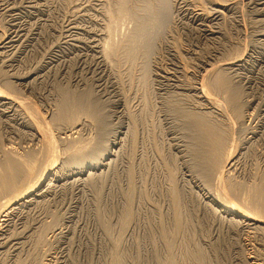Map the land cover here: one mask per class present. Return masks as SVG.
I'll use <instances>...</instances> for the list:
<instances>
[{
  "label": "rangeland",
  "instance_id": "374dc122",
  "mask_svg": "<svg viewBox=\"0 0 264 264\" xmlns=\"http://www.w3.org/2000/svg\"><path fill=\"white\" fill-rule=\"evenodd\" d=\"M227 1L128 0L141 15L142 7L152 2L162 19L159 31L152 28L156 35L151 32V45H140L134 63H115L105 60L101 46L109 38L105 8L117 0H0V88L5 90L8 80L19 87L8 92L36 100L37 106L33 104L42 117L37 116V122L40 118L42 128H49L43 131L57 137L53 161L42 160L45 164L36 167L45 171L55 162V175L0 221V264H264L263 215L257 222L238 224L220 206L225 201L252 208L244 203L242 192L264 175V0ZM118 20L122 23L114 37L124 41L137 23ZM214 69L233 81L231 93H240V112L245 113L241 125L235 120L232 127L238 118L232 117L222 93L213 94ZM203 94L222 98L225 107L208 104ZM73 95L91 96L86 104L92 99L88 105L93 114L89 118L79 113V126L69 114L61 117L58 108ZM175 106H181L180 112ZM194 111L211 113L208 117L215 119L225 112L228 117L216 120L230 125L229 137L239 135V142L229 138L230 148H235L233 161L223 164L224 178L215 176L221 181L207 180L199 169L198 146H192L191 129L186 128V112ZM25 118L19 106L0 104V160L12 151L22 158L38 153L39 159L48 148L49 132L43 135L41 127L35 130ZM81 136L87 144L97 138L94 151L89 149L94 153L89 154L90 145L86 148ZM234 143H239L238 149ZM112 144V153L91 166L92 157L99 159ZM75 151L84 152L87 160ZM40 171L27 175L25 182L24 175L12 194L37 184L44 174ZM226 174L230 180H225ZM238 182L245 187L241 193L234 191L239 196L230 194L234 185L242 186Z\"/></svg>",
  "mask_w": 264,
  "mask_h": 264
},
{
  "label": "bare ground",
  "instance_id": "6f19581e",
  "mask_svg": "<svg viewBox=\"0 0 264 264\" xmlns=\"http://www.w3.org/2000/svg\"><path fill=\"white\" fill-rule=\"evenodd\" d=\"M27 1V0H26ZM227 1V0H226ZM22 2H24V1H22ZM131 2V1H130ZM130 2H128V0H117V2L114 4V6L113 5H111V7L110 8H105L106 10L108 9V11H105V12H107L108 13V18H110L109 20H108V26H107V24L105 25V27H107V30L106 31H108V34H109V38H108V40L105 38V39H103V40H105L104 41V43L102 44L103 46H101V47H103V48H101L102 50V52H103V57L104 58H106L105 60H108L107 62H109L110 60L112 61V62H115V63H118V62H120V61H122V60H128V61H130L131 63L133 62L134 63V60H135V58L136 57H138L139 56V54H138V56H136L137 55V53H139V49H140V45L142 46V43H145L146 44V47H148V43L150 44L151 43V41H150V39H151V37H153V35L151 36L150 34H151V32L155 29V27L156 26H158V24H160L161 23V21H160V23H159V20L158 19H162V17H157L156 16V13H154L155 12V10L156 9H154L153 7V4L151 5V3L150 4H148V3H146L143 7H142V10H144L145 11V14L147 13H149L148 15V19H147V17L145 16V14H143V15H141L140 13H139V11L138 10H140V9H138V8H136L135 7V10H134V8L132 9V5L130 4V6H129V3ZM167 2V1H166ZM165 2V3H166ZM224 2V1H223ZM228 2V1H227ZM19 3V2H18ZM17 3V4H18ZM218 3V2H217ZM15 5H16V3H15ZM140 5V4H139ZM142 5V4H141ZM169 5V4H168ZM235 5V4H234ZM14 6V5H13ZM113 6V7H112ZM153 6V7H152ZM158 6V5H157ZM253 6V5H252ZM16 7V6H15ZM27 7V6H26ZM38 7V6H37ZM141 7V6H140ZM156 7V6H155ZM159 7V6H158ZM158 7H156L157 9H158ZM222 7V6H221ZM236 7V6H235ZM5 8H7V7H5ZM136 9H138V10H136ZM141 10V11H142ZM159 10H161L160 8L158 9V11ZM163 10V9H162ZM161 10V11H162ZM221 10V9H220ZM140 11V12H141ZM157 11V12H158ZM171 11V10H170ZM229 11V10H228ZM177 12V11H176ZM33 13V12H32ZM141 13H143V12H141ZM198 13V12H197ZM200 13V12H199ZM203 13V12H202ZM226 13V12H225ZM162 13H160L158 16H160ZM201 14V13H200ZM217 14V13H216ZM165 15V14H164ZM2 16V15H1ZM163 16V15H162ZM21 17V16H20ZM118 19H122V20H129V19H131V20H133L134 19V21H135V23H137V28L135 27V31H132L131 32V35H128V38H125V40L123 41L122 39L120 40L119 39V37H118V39L119 40H117V38H115L116 37V34H117V32H116V30L118 31V29L117 28H120V25H119V23H122L121 22V20H118ZM174 20V19H173ZM110 21V22H109ZM196 21V20H195ZM27 23V22H26ZM216 24V23H215ZM19 26V25H18ZM71 27V26H70ZM154 27V29L152 30V28ZM103 28V27H102ZM157 28V27H156ZM219 28V27H218ZM8 29V28H7ZM7 31V30H6ZM154 31H159L158 30V28L156 29V30H154ZM115 32H116V34H115ZM119 32V31H118ZM164 32V31H163ZM27 33V32H26ZM130 33V32H129ZM154 35H156V33H154V32H152ZM158 34H159V32H157ZM207 33V32H206ZM29 34V33H28ZM72 34V33H71ZM68 35V34H67ZM127 35V34H126ZM216 35V34H215ZM6 36V35H5ZM5 36H3V37H5ZM107 36V35H106ZM115 36V37H114ZM119 36H120V34H119ZM17 37V36H16ZM123 37V36H122ZM8 38V37H7ZM11 38V36H9V39ZM154 38V37H153ZM2 39V38H1ZM29 39V38H28ZM16 40V39H15ZM3 41V40H2ZM10 41V40H9ZM99 41V40H98ZM150 41V42H149ZM1 42V41H0ZM6 42H7V39H6ZM5 42V43H6ZM8 43V42H7ZM1 44V43H0ZM3 44H4V42H3ZM6 45V44H5ZM151 45V44H150ZM0 46H2V45H0ZM34 46V45H33ZM3 47H4V45H3ZM2 47V48H3ZM31 47V46H30ZM99 47V46H98ZM144 47V46H143ZM145 47V48H146ZM150 47V46H149ZM27 49V48H26ZM146 49H148V48H146ZM150 50V49H149ZM31 51V50H30ZM96 51V50H95ZM141 51H144V50H141ZM140 51V52H141ZM144 52H146V51H144ZM30 53V52H29ZM16 55V54H15ZM144 55V54H143ZM239 55V54H238ZM101 56H102V54H101ZM141 57V56H140ZM238 57V56H237ZM103 58V59H104ZM142 58H144L143 56H142ZM234 58V57H233ZM231 60V59H230ZM110 61V62H111ZM136 61V60H135ZM235 61V60H234ZM233 62V61H232ZM214 64V63H213ZM212 64V65H213ZM217 64V63H216ZM219 64V63H218ZM221 64H222V62H221ZM38 65V64H37ZM16 66V65H15ZM203 66V65H202ZM218 67V66H217ZM223 67V66H222ZM215 68V67H214ZM220 68H221V65H220ZM10 69V68H9ZM22 69V68H21ZM33 69V68H32ZM105 69V68H104ZM103 69V70H104ZM207 69V68H206ZM217 69H219V67L217 68ZM28 70H29V68H28ZM211 70V72L213 71L212 69H210ZM214 70H216V69H214ZM221 70H222V68H221ZM224 70V69H223ZM145 71H147V70H145ZM17 72V71H16ZM215 72V71H214ZM224 74H225V72L224 71H222ZM222 72H220L219 71V73H218V71L216 70V75H214V76H212V77H214V79H212V80H210L211 81V87H213V91L214 90H217L218 92H220V93H222L223 94V98H224V101L228 104V106H227V108L229 107L230 109H231V111H233V112H231L230 113V109H229V112L227 111V109H226V112H227V114L229 115V116H231L232 115V117L234 118V115H235V117H237L238 119H239V121H237L238 119H232L233 120V122L236 120V122H237V124H240V122H243V116L245 115V113H244V111L243 112H240V110L242 111V109H244V108H241V106L243 105V104H241V102H243V101H241L240 99H241V96L239 97V92H238V94L237 93H234L233 94V92L231 93V91H233L234 90V85H233V83H232V85H233V87H232V85H231V83L229 82V81H231V80H227L226 79V77H228V76H226V74H225V76L224 75H222ZM13 73V72H12ZM148 73H149V71H148ZM147 73V74H148ZM30 74V73H29ZM206 74H208V73H206ZM209 74H211V73H209ZM214 74V73H213ZM2 75V74H1ZM209 76V75H208ZM208 76H207V78H208ZM3 77H4V75H3ZM148 77V76H147ZM206 77V76H205ZM210 77V76H209ZM225 77V78H224ZM211 78V77H210ZM34 79V78H33ZM228 79H230V77H228ZM1 80V79H0ZM41 80V79H40ZM176 80V79H175ZM18 81V80H17ZM145 81V80H144ZM206 81V80H205ZM205 81H202V82H205ZM208 81V80H207ZM7 82H8V80H7ZM6 82V84H7V86H8V88H7V86L6 85H4V86H6V89L4 90V89H2V88H0V104H2V105H4V104H10V106L12 105H14V106H19L21 109H23L24 110V112H25V114L28 116V118H25V120L26 119H28V123H29V125H30V127H32V128H34L35 130L36 129H41L42 128V126H43V124L45 123V122H41L40 123V118H42L41 116H40V113H39V115H38V107H36L37 105H36V103H35V101H29L28 99L29 98H27V99H25V98H19V96L18 95H16V94H14L13 95V93H15V91H11V90H14V87L15 86H17V85H14V84H12L11 82L10 83H7ZM200 82V81H199ZM231 82H233V81H231ZM145 84H146V82H144ZM207 83V82H206ZM208 83H210V82H208ZM18 84V83H17ZM204 84V83H203ZM200 85H201V82H200ZM205 87V86H207V85H202V87ZM24 87V86H23ZM17 88H19L18 86L15 88V89H17ZM201 88V87H200ZM232 88H233V90H232ZM9 89H11L10 90V92H8L9 91ZM208 89H209V85H208ZM236 89V88H235ZM202 90V89H201ZM203 90H206V89H203ZM212 90V89H211ZM18 91V90H17ZM20 91H21V89H20ZM209 91H210V89H209ZM212 91V92H213ZM238 91V89H236V92ZM11 92H13L12 94H11ZM203 93H204V91H202ZM206 92V91H205ZM212 92L210 93L211 95H212ZM215 92L216 91H214L213 92V94H215ZM208 94H209V92H207ZM19 94V93H18ZM73 93H71L70 95H72ZM221 94V95H222ZM28 95V94H27ZM85 96H86V94H84ZM84 95H82V97L79 95H73L75 98L74 99H72V97L70 98V97H67L65 100H63L62 102H61V104H60V107H58L59 109H60V116L61 117H63L62 115H64V114H69L70 115V121H73V119H75V121H74V123H77L80 119H81V115H78L79 113H82V112H84V113H87V114H89V115H86V116H91V114H93V110H92V107H89L91 104V102H92V99H91V102L89 103H85L86 102V100L88 101L89 99H90V97H87V98H85V97H83ZM89 95V94H88ZM91 95V94H90ZM148 95V94H147ZM203 95H205V94H203ZM18 96V97H17ZM190 96V95H189ZM202 96V95H201ZM206 96V95H205ZM210 95H207L206 96V98H205V100H208V104H210V105H213L214 103L215 104H220V100L222 99H220L219 101L217 100V97L214 99V98H212V96H210ZM215 96V95H214ZM213 96V97H214ZM35 97V96H34ZM146 97V96H145ZM221 97V96H220ZM219 97V98H220ZM82 98H85V99H83V100H81ZM199 98V97H198ZM85 100V101H84ZM151 100V99H150ZM85 103V104H83V102ZM90 101V100H89ZM146 101V100H145ZM218 101V102H217ZM246 101V100H245ZM33 102L35 103V105L33 104ZM94 102V101H93ZM147 102V101H146ZM145 102V104L147 105V103ZM201 102V101H200ZM223 102V100L221 101V103ZM204 103V102H203ZM88 104H90V105H88ZM207 104V105H208ZM223 105H219V107L220 106H224V102L222 103ZM250 104V103H249ZM85 105H87L88 107H85ZM92 105H94L95 106V104H92ZM203 105V104H202ZM245 105V104H244ZM97 106H98V104H97ZM178 107V106H177ZM202 107V106H201ZM205 107V106H204ZM215 107V106H214ZM225 107V106H224ZM244 107V106H243ZM181 108V106H179L178 108H176V106H175V111H178V112H180V109ZM6 109H8L7 107H6ZM93 109H96V108H93ZM212 110V109H211ZM211 110H210V112H211ZM224 111H225V108L223 109ZM223 110H222V108H221V111L223 112ZM6 111V110H5ZM22 111V110H21ZM98 111V110H97ZM246 111V110H245ZM19 112V111H18ZM42 112V111H41ZM44 112V111H43ZM53 113H54V111H52ZM99 112V111H98ZM98 112H97V116L99 115L98 114ZM103 112H105V111H103ZM219 112V111H218ZM222 112L219 114L220 116H222V117H226L227 115H225L224 113L222 114ZM57 113H58V111H57ZM100 113V115H101V117H102V114H101V112H99ZM201 113V112H200ZM199 112L197 113V112H186V117H187V126H186V128H187V130H189V129H191V131L189 130V132H191V134L189 133L188 134V136L189 135H191V138H192V142H193V144L194 145H192V146H194V147H196V145L198 146L197 148H196V150H197V152H196V154H195V152L193 151V153L196 155L195 156V158L196 159H198L199 160V162H198V164H199V169H200V171L202 172V174L204 173L205 175H203V176H208V177H214V179H217L216 177L218 176L219 178H221L220 176H222L223 178H224V176L222 175V173L224 172V168L225 167H223V164L225 163V164H228V165H230V164H232V161H233V157L231 156V155H233L232 154V147L230 148V146L231 145H233V143H231V141H230V139H232V137L234 136H230L229 137V133H231V132H229V130H231V129H228L227 127L229 126L230 127V125H227V127L224 125V124H226V122H224V124H222L223 122H221V120H220V122L219 121H217L216 119H219V118H222V117H220V116H218L219 118H214V117H208V115L209 114H211V113H207L208 115H204V113L205 112H202L203 114H200ZM212 113H213V111H212ZM231 115H230V114ZM242 113H244V115L242 114ZM52 114V113H51ZM59 115V113L57 114V116ZM83 115V114H82ZM95 115V114H94ZM93 115V116H94ZM99 115V116H100ZM39 117L40 116V118L38 119V121L39 122H37V120H36V117ZM54 116H56V115H54ZM80 116V119H78V118H76V117H79ZM210 116V115H209ZM211 116H213L212 114H211ZM10 117V116H9ZM37 117V118H38ZM59 117V116H58ZM101 117H99V118H101ZM107 117V116H106ZM112 117V116H111ZM228 117V116H227ZM243 117V118H242ZM44 118V117H43ZM56 118V117H55ZM90 118V117H89ZM98 118V117H97ZM96 118V116H95V119H97ZM97 119V120H100V119ZM214 118V119H213ZM230 118V117H229ZM242 118V119H241ZM72 119V120H71ZM77 119V120H76ZM91 119H93V120H95L94 119V117H91ZM228 119V118H227ZM240 119L242 120V121H240ZM42 120V119H41ZM44 120H45V118H44ZM51 120V119H50ZM96 120V121H97ZM101 120H102V118H101ZM106 120V119H105ZM225 119H223L222 121H224ZM230 120V119H229ZM77 121V122H76ZM103 121V120H102ZM108 121V120H107ZM26 122V121H25ZM80 122V121H79ZM227 122L229 123V121L227 120ZM239 122V123H238ZM249 122V121H248ZM36 123H38V124H36ZM40 123V124H39ZM102 123V122H101ZM107 123V122H106ZM230 123H232V121L230 122ZM244 123H245V121H244ZM259 123V122H258ZM42 124V125H41ZM79 123H77V126H79L78 125ZM103 124H104V122H103ZM185 124V125H186ZM235 124V122L232 124V127H233V125ZM242 124V123H241ZM240 124V125H241ZM246 124V123H245ZM37 125H39V126H37ZM98 125V124H97ZM106 125H108V124H106ZM27 126V125H26ZM46 126V128L45 129H41L42 131L43 130H49V128L47 127V125H45ZM72 126V125H71ZM93 126V125H92ZM101 126V125H100ZM237 127L239 126V125H236ZM236 126H234V127H236ZM37 127H41V128H37ZM74 128H76V126H74ZM79 128H81V127H79ZM78 128V129H79ZM100 128V127H99ZM108 128V127H107ZM189 128V129H188ZM12 129V128H11ZM91 129V128H90ZM103 129V128H102ZM238 129V131H236V132H239V128H237ZM40 130V132H42ZM77 129H75V131H76ZM80 130V129H79ZM100 130H101V128H100ZM250 130V129H249ZM45 131H43V135H44V132ZM78 131V130H77ZM37 132V134H38V131H36ZM39 132V135L41 134ZM49 132V131H48ZM48 132H45V133H48ZM51 132V131H50ZM50 132H49V135H45V136H48L47 138H48V140H47V142H48V148H43L45 151H43L42 152V156H41V158H39L38 159V157H36V156H38V153H34V154H37V155H33V153L31 154V153H29V152H31V151H28V152H26V153H29V155H25L26 157H24V158H22V157H19L18 155H17V153L16 152H14V151H12V152H7V154H5V156L3 155V159L2 160H0V199H3V198H5L7 195H9V194H11V196L13 195L12 193H14V192H16V190H17V187L18 186H21L20 184H22V183H20L19 184V181L20 182H22L21 180H23V182H25L26 180H24V179H27V175H29V177H32L30 174L32 173V174H34L37 170L38 171H40V168L39 169H37L36 167L39 165V163H40V167L41 166H43L45 163L43 162V161H46V163H48V160H49V158L51 159V156H53L55 153H53V151L56 149V147H54V145L56 146L57 144H55L56 142V140L55 139H57V137L56 138H53V135H51L50 134ZM85 132V131H84ZM102 131H100L99 133H101ZM52 133V132H51ZM70 133V132H69ZM98 133V134H99ZM36 134V133H35ZM42 134H41V136H42ZM71 134V133H70ZM69 134V135H70ZM74 134H75V132H74ZM82 133H80V135H81ZM97 134V135H98ZM103 134V133H102ZM233 134V132L231 133V135ZM262 134V133H261ZM38 135V136H39ZM68 135V136H69ZM90 135V134H89ZM67 136V137H68ZM72 136V135H71ZM77 136V135H76ZM75 135L73 136V137H76ZM103 136H104V134H103ZM237 136H239V135H237ZM235 137V138H237V140H235V141H240V140H238V137ZM44 136H42V138H43ZM82 137V136H81ZM79 138V137H78ZM83 138V140H84V142H85V139H84V137H82ZM96 138V137H95ZM95 138H93V139H95ZM230 138V139H229ZM234 138V137H233ZM234 138V139H235ZM61 139V138H60ZM76 139V138H75ZM89 140H91L90 139V137L88 138ZM97 139V138H96ZM96 139H95V141L94 140H92L93 142H97L96 141ZM102 138H100L99 139V141L101 140ZM106 139V138H105ZM240 139V138H239ZM242 139V138H241ZM30 140H32V139H30ZM45 140H46V138H44V140L42 141V142H45ZM79 141L81 140V138L80 139H78ZM72 141H74V140H72ZM76 141V140H75ZM102 141V140H101ZM104 141V140H103ZM112 141V140H111ZM115 141V140H114ZM230 141V142H229ZM233 141V140H232ZM242 141V140H241ZM25 142V141H24ZM46 142V143H47ZM86 142H87V138H86ZM85 142V144H87ZM91 143V141H90V143H88L87 144V146H85L86 148L88 147V151H89V149H91L94 145L93 144H95V143ZM105 142V141H104ZM103 142V143H104ZM107 142V141H106ZM105 142V143H106ZM234 142V141H233ZM243 142V141H242ZM241 142V143H242ZM57 143H58V141H57ZM78 143H82V142H78ZM78 143H76L77 145L76 146H79V147H81V148H79V147H77V149L79 148V149H83L84 147H82V146H80V144H78ZM101 144H102V142H100ZM186 143V142H185ZM229 143H231V145L229 144ZM237 143V142H236ZM12 144V143H11ZM75 144V143H74ZM97 144H99V143H97ZM101 144H100V146H101ZM235 144V143H234ZM244 144V143H243ZM13 145V144H12ZM38 145V144H37ZM46 145V146H47ZM102 145H104V144H102ZM238 145H239V143H238ZM238 145H236L235 144V146H236V149H238L237 148V146ZM41 146H44L43 144L41 145ZM74 146V145H73ZM73 146H72V148H73ZM96 146V148H97V146L98 145H95ZM113 146H114V144H112V145H110V146H108L107 148H106V150L105 149H103V150H105V152L102 154V156L101 157H99V159H97V160H95L93 157H92V159L94 160V161H91L90 163L92 164L91 166H97L99 163H101V162H103V159L106 157V156H108V155H110L111 153H112V151H113ZM191 146V148L193 149L194 147H192ZM11 147H14V146H11ZM33 147V146H32ZM75 147V146H74ZM99 147V146H98ZM252 147V146H251ZM93 148H95V147H93ZM93 148H92V150H93ZM234 148V147H233ZM6 149V148H5ZM7 149H10V147L9 148H7ZM73 149H75L76 150V148H73ZM99 149V148H98ZM185 149V148H184ZM195 149V148H194ZM231 149V150H230ZM247 149V148H246ZM11 150H12V148H11ZM86 150V151H87ZM96 150V149H95ZM191 150V149H190ZM234 150H235V148H234ZM35 150H33L32 152H34ZM77 151V150H76ZM75 151V152H76ZM91 151V150H90ZM90 151H89V154H90ZM94 151V150H93ZM93 151H91V152H93ZM101 151V150H100ZM99 151V152H100ZM14 152V153H13ZM45 152V153H44ZM101 152H103V151H101ZM101 152H100V154H101ZM242 152V151H241ZM44 153V154H43ZM76 153H79V155L77 154V157H81V159L83 160V158L86 156V154H84V152H76ZM82 153V154H81ZM94 153V152H93ZM187 153V152H186ZM190 153V152H189ZM235 153H236V151H235ZM40 154H41V150H40ZM57 154V153H56ZM56 154L54 155V157L56 156ZM88 154V153H87ZM23 155V154H22ZM21 155V156H22ZM99 155V154H98ZM180 155V154H179ZM75 156V155H74ZM82 156H83V158H82ZM76 157V156H75ZM239 157V156H238ZM73 158V157H72ZM87 158H88V156H87ZM240 158V157H239ZM53 159V158H52ZM51 159V160H52ZM56 159V158H55ZM84 159H86V158H84ZM182 159V158H181ZM234 159H235V157H234ZM43 160V161H42ZM58 160V159H57ZM70 160H71V158H70ZM87 160V159H86ZM85 160V161H86ZM88 160H89V158H88ZM236 160V159H235ZM53 161V160H52ZM54 161H56V160H54ZM49 162H50V160H49ZM109 162V161H108ZM228 162V163H227ZM41 163H44L43 165L41 164ZM53 164H51V165H46L45 167V171H44V167H43V170H42V168H41V171H43L44 172V174L42 175V177H40L39 176V174H38V177H40V180H39V178H38V182H37V184L35 183L34 185H32L31 184V186H28L27 188L25 187V189H23V190H21V191H19L18 190V194H15V195H13L11 198L10 197H6V198H8L7 200H5L4 201V199H3V201H1L0 202V221L3 219V216L5 217L6 215H8L9 214V212L13 209V208H15L16 206H18V205H20V204H22V203H24V201H27V199H29V197L31 196V195H33V193H35L37 190H39L41 187H42V185L45 183V182H47L49 179H50V177H52V176H54L55 174H54V172H53V170H54V167H55V162H52ZM195 164V163H194ZM90 165V164H89ZM196 166H197V163H196ZM196 166H194V167H196ZM226 166V165H225ZM235 166V165H234ZM39 167V166H38ZM233 167V166H232ZM56 168H57V166H56ZM223 168V169H222ZM229 168V167H228ZM35 169H37L35 172H34V170ZM196 169V168H195ZM197 169H198V167H197ZM199 169H198V171H199ZM223 170V171H222ZM226 170V169H225ZM227 170H229V169H227ZM40 171V172H41ZM59 171V170H58ZM201 172H199V173H201ZM228 172V171H227ZM38 173V172H37ZM225 173V172H224ZM41 174H42V172H41ZM232 174V173H231ZM24 175H26V178L24 177L23 178V176ZM34 175H36V174H34ZM37 176V175H36ZM216 176V177H215ZM228 175L226 174V177H225V180H226V178H228L227 177ZM34 177V176H33ZM21 178H23V179H21ZM37 178V177H36ZM207 178V177H206ZM21 179V180H20ZM52 179V178H51ZM212 179V178H211ZM213 179V180H214ZM229 180H230V178H228ZM207 180H208V178H207ZM217 180H220V179H217ZM33 181V180H32ZM204 181V180H203ZM216 181V180H215ZM221 181V180H220ZM217 182H219V181H217ZM222 182H223V179H222ZM234 182V181H233ZM232 182V183H233ZM27 183H29V181L27 182ZM215 183V182H214ZM221 183V182H220ZM219 183V184H220ZM224 183V182H223ZM222 183V184H223ZM225 183H226V181H225ZM224 183V184H225ZM229 183H231L230 181H229ZM242 183V182H241ZM240 182H238V184H241ZM26 184V183H25ZM212 184V183H211ZM223 184V185H224ZM234 184V183H233ZM235 184H237V183H235ZM24 185V184H23ZM214 185V184H213ZM242 185V184H241ZM229 187H230V190H231V186L230 185H228ZM243 187V185L242 186H240V185H234L233 186V191L232 192H230V194L232 193H234V191H235V193H241V188ZM245 187V186H244ZM243 187V188H244ZM243 188H242V190H243ZM18 189H20L19 187H18ZM227 189V188H226ZM246 189V190H245ZM244 190L245 191H243L242 193V199H243V201H244V203H247L246 205H247V207L250 205L252 208H250V209H247L246 207L245 208H243V207H241L240 205H238V204H236L235 202H234V204L231 202V203H229V202H221L220 203V206L221 207H223V210H221V211H224V212H226V214H227V216L228 217H231V218H233V219H237L236 221H238L237 223L239 224V223H241V224H243V223H245V222H257V221H259L261 218H263L264 217V175L263 176H261V180L259 181V183L258 184H255L254 186H250V187H246ZM224 190V189H223ZM225 191H228V190H225ZM177 193V192H176ZM229 193V192H228ZM233 194V195H235V196H239V194L237 195V194ZM178 194V193H177ZM227 194V193H226ZM219 195H221V194H219ZM225 196H229V195H225ZM224 196V197H225ZM31 198V197H30ZM227 198V197H226ZM230 198V197H229ZM228 198V199H229ZM176 199V198H175ZM179 199V198H178ZM177 199V200H178ZM225 199V198H224ZM230 199H232V198H230ZM229 199V200H230ZM240 200V199H239ZM30 201V200H29ZM237 201H238V198H237ZM242 201V200H241ZM239 202V201H238ZM177 205H179V204H176L175 206H177ZM32 206V205H31ZM179 208V207H178ZM13 211V210H12ZM178 211V210H177ZM219 211V210H218ZM25 212V211H24ZM179 215H180V213H179ZM178 214H177V217L179 216ZM261 215H263V217L261 216ZM20 216V215H19ZM180 217V216H179ZM261 217V218H260ZM179 220V222H178V225H180V218H178ZM264 219V218H263ZM3 220H5V219H3ZM2 220V221H3ZM1 221V222H2ZM262 221V220H261ZM0 222V223H1ZM5 221H3V223H4ZM235 222V221H234ZM263 222H264V220H263ZM248 223H246V224H248ZM262 223V222H261ZM181 224H182V222H181ZM235 224V223H234ZM255 224V223H254ZM25 225V224H24ZM16 226V225H15ZM181 226V225H180ZM243 226V225H242ZM2 227V226H1ZM260 228V227H259ZM261 228H263V227H261ZM22 229V228H21ZM3 230V229H2ZM165 230V229H164ZM166 231V230H165ZM164 231V232H165ZM10 232V231H9ZM1 234V233H0ZM5 235V234H4ZM3 236V235H2ZM18 236V235H17ZM3 240V239H2ZM26 240V239H25ZM7 241V240H6ZM12 243V242H11ZM23 244V243H22ZM21 248H22V246H21ZM10 250V249H9ZM20 251V250H19ZM261 257V256H260ZM263 261V260H262ZM119 262V261H118ZM169 262V261H168ZM171 262V261H170ZM257 262V261H256ZM117 263V262H116ZM264 263V262H263ZM117 264H119V263H117ZM172 264H176V263H172Z\"/></svg>",
  "mask_w": 264,
  "mask_h": 264
}]
</instances>
